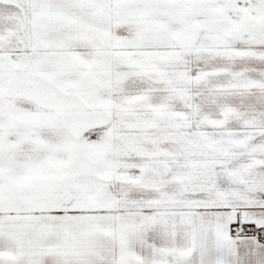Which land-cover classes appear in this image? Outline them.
I'll list each match as a JSON object with an SVG mask.
<instances>
[{"label": "snow or ice", "instance_id": "1", "mask_svg": "<svg viewBox=\"0 0 264 264\" xmlns=\"http://www.w3.org/2000/svg\"><path fill=\"white\" fill-rule=\"evenodd\" d=\"M0 264H264V0H0Z\"/></svg>", "mask_w": 264, "mask_h": 264}]
</instances>
